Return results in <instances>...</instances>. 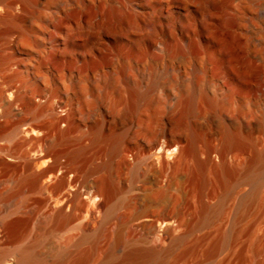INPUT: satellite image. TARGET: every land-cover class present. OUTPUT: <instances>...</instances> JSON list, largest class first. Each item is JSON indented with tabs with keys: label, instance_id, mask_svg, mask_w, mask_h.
Returning a JSON list of instances; mask_svg holds the SVG:
<instances>
[{
	"label": "rangeland",
	"instance_id": "1",
	"mask_svg": "<svg viewBox=\"0 0 264 264\" xmlns=\"http://www.w3.org/2000/svg\"><path fill=\"white\" fill-rule=\"evenodd\" d=\"M88 1L90 4L77 13L68 12L72 8L66 7L69 0L19 1L13 25L1 30L0 52L12 59V72H17L8 83L26 81L27 65L33 68L31 78L41 84L48 80L53 87L72 89L74 81L83 80L88 88L86 98L96 100L97 109L89 120L77 114L73 138L88 145L91 138L86 124L106 123L96 149L101 152L96 165L107 161L105 150L115 143L124 150L130 167L123 168L121 158L115 160L114 183L108 193L109 201L123 204L98 239H82L84 224L96 230L100 227L104 210L97 204L96 223L88 220L86 209L72 203L65 210L69 217L54 222L46 217L49 205L60 206L57 201L71 188L39 190L4 177L0 184V252L19 250L11 257L12 263L28 250L36 258L26 264H129L125 248L115 247L117 230L129 223L125 240L144 236L145 231L132 222L133 216L142 204L160 208L170 201L172 209L179 206L183 210L182 225L174 227V234L189 232L190 236L164 260L149 264H264V160L257 159L264 156V0H236L242 6L236 22L230 18L231 10L227 13L216 4L221 20L209 33L213 43L204 40L205 30L195 31L204 48L194 54L183 78L174 81L166 77L167 66L161 65L156 80L137 77L134 82L131 70L124 69L132 64L128 56L124 54L122 61L113 57L115 40L98 43L96 7ZM101 59L104 65L98 63ZM147 66L151 68V62ZM184 80L187 88L182 85ZM154 81L157 86L151 90ZM171 83L176 90L167 96L164 88L169 89ZM137 89L149 92L156 103L142 101L133 106ZM157 132L156 149L162 145L170 148L177 140L182 160L177 163L167 153L150 151L149 141ZM230 134L238 142L223 167L221 158ZM196 151L203 160L211 154L212 162L205 170L195 165ZM5 159L16 163L8 156ZM249 168L252 179H239ZM110 174L99 171L96 177ZM226 181L231 182V188ZM251 189H256V197L241 205L240 198ZM222 197L224 203L217 214L202 222L203 204L217 205ZM16 203H21L22 219L18 226L8 224L6 228L11 217L4 210ZM148 245L170 246L159 234ZM144 261L137 259L138 264Z\"/></svg>",
	"mask_w": 264,
	"mask_h": 264
},
{
	"label": "bare ground",
	"instance_id": "2",
	"mask_svg": "<svg viewBox=\"0 0 264 264\" xmlns=\"http://www.w3.org/2000/svg\"><path fill=\"white\" fill-rule=\"evenodd\" d=\"M19 1L21 0H0V35L4 25H13ZM69 1L67 4H70L66 5L67 8L72 7L68 10L69 13L82 12L90 4L88 0ZM91 3L96 7L98 43L108 44L110 39L115 40L116 48L111 50L113 57L115 61H122L124 54L128 56L132 64L124 65V69L131 70L133 82L137 77L156 80L161 65L167 66L166 77L174 81L183 78L189 70L188 63L195 59L194 54L198 55L204 48V43L198 40L199 36L195 31L198 28L205 30L208 34L204 36V40L207 44L213 43L208 36L213 27L220 22L215 12L216 4L224 7L223 10L226 9L227 13L231 10L233 13L230 18L234 22L240 18L242 10L241 4L236 0H91ZM225 17L226 14L223 20ZM178 29L181 30L179 34ZM194 45H197V51L194 50ZM97 61L99 64H105L103 59ZM148 62H151V68L147 66ZM26 69L29 78L21 85L8 83L17 72H12V59L4 57L0 52V184L4 177L9 176L7 177L9 181L39 190L55 188L64 191L71 188L72 191L57 201L60 206L49 205L50 210L46 217L54 222L67 219L69 216L66 215V206L72 203L86 209L88 220L96 223L97 204L104 210L100 227L97 230L92 229L90 224L86 223L82 228L84 231L82 239L96 240L103 234L105 227L117 215L123 204L122 201L111 202L108 199L109 189L114 183L112 174L115 160L121 158L122 167L125 169L130 167V162L121 146L115 143L105 150L107 161L96 165V156L101 154L96 149L103 137L105 122L96 124L95 121L90 125L86 124L89 128L90 144H83L79 139L74 141L72 128L76 123L77 114L89 120L96 114L97 109L96 100L86 98L88 88L83 84V80L78 83L74 81L73 90L62 85L53 87L48 80L41 84L38 80L32 79V66L27 65ZM75 78L78 76L74 75ZM186 82L185 80L182 82L185 88L188 87ZM156 83V81L152 83L151 90L156 88ZM161 87L164 86L161 84ZM175 90L172 83L169 84V89L164 88L167 96H171ZM142 101L156 103L149 92H140L137 89L133 106H139ZM237 142L238 138L235 135H228L227 149L221 158L223 167L227 165L231 149ZM157 144L158 132L149 141L150 151L167 153L168 157L175 158L177 163L182 160L183 155L178 149L179 141H172L170 148L162 145L156 149ZM5 156L16 163H8ZM236 158L239 159V156ZM257 159L263 161L264 156L258 155ZM194 162L199 169L205 170L212 162L211 154L208 153L203 160L196 151ZM250 168L239 179L243 177L252 179ZM104 170L111 171V174L105 178H97L96 172ZM137 170V167L133 169L134 174ZM225 185L231 188L232 184L226 181ZM256 194V189L253 191L251 189L242 195L240 204L251 202ZM47 202L49 203V199ZM223 203L224 197L214 206L204 203L202 222H207L216 215ZM20 204L6 206L4 213L11 217L6 228L8 224L16 227L21 221L23 213L20 211ZM182 217L181 207L172 209L170 201L160 208L150 203L142 204L140 210L133 216L132 222H137L136 226L145 231L144 236L125 240L129 223L121 224L117 230L115 247L125 248V258L130 261L129 264H138L139 257L145 260L142 264L157 260L161 262L190 236L189 232L180 235L173 232L175 226L182 225ZM157 234L163 235V240L169 241L168 248L162 245H148ZM142 244L146 246H141ZM17 251L19 252L17 249L1 251L0 264H26L36 258L31 251L25 250L12 263L11 257Z\"/></svg>",
	"mask_w": 264,
	"mask_h": 264
}]
</instances>
